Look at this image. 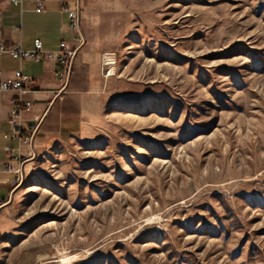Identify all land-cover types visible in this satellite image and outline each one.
<instances>
[{
  "label": "rangeland",
  "instance_id": "obj_1",
  "mask_svg": "<svg viewBox=\"0 0 264 264\" xmlns=\"http://www.w3.org/2000/svg\"><path fill=\"white\" fill-rule=\"evenodd\" d=\"M76 1L100 91L19 172L18 263L264 264V0Z\"/></svg>",
  "mask_w": 264,
  "mask_h": 264
},
{
  "label": "crops",
  "instance_id": "obj_2",
  "mask_svg": "<svg viewBox=\"0 0 264 264\" xmlns=\"http://www.w3.org/2000/svg\"><path fill=\"white\" fill-rule=\"evenodd\" d=\"M71 9L77 8L76 0H64ZM20 30L16 31L15 28ZM78 34L71 30L68 17L62 12L59 0H47V10L38 14L30 0L23 11L9 0H0V41L9 47L22 44L25 50H33L40 39L47 52H54L62 42L71 49L78 48L73 71L68 84L59 80L55 63L44 59L40 63L18 60L5 56L0 60V73L5 79L22 72L33 78L25 93L0 94V264H19L14 251L9 249L10 229L13 224L11 199L19 186V173L25 172L51 143L77 137L85 128L86 107L99 93L100 55L87 42L79 44ZM20 98L32 104L21 115L23 129L28 137L31 127L37 130L29 141L6 139L13 135L9 122L13 110L11 100ZM10 148L13 154L7 152Z\"/></svg>",
  "mask_w": 264,
  "mask_h": 264
},
{
  "label": "built area",
  "instance_id": "obj_3",
  "mask_svg": "<svg viewBox=\"0 0 264 264\" xmlns=\"http://www.w3.org/2000/svg\"><path fill=\"white\" fill-rule=\"evenodd\" d=\"M62 4V12L65 13L69 20V25L72 31L78 34L76 41L81 45L84 43V38L81 33V13L79 12V4L77 2V8L71 9L69 4L64 0H59ZM11 4L16 7L21 8L23 11L26 0H9ZM34 6V12L41 14L47 10V0H30ZM16 31H19L20 28L16 27ZM78 48L71 49L68 47L66 42H62L59 45V48L54 52H47L44 49V44L40 39L35 40L33 50H25L22 44H19L15 47H9L3 41H0V60L5 56H9L12 59L18 60L21 63L32 60L36 63L42 62L44 59H51L55 63L56 74L60 81L65 84H68L72 71L74 62L77 57ZM104 60L107 62L109 58L106 56ZM34 82V79L25 75L22 70H19L14 73V76L9 79H5L0 73V94L2 93H25L26 87ZM11 106L13 110L9 117V122L13 129L12 136H6V139H18L20 141H29L32 139V136L35 134L37 128L31 127L29 132L31 136L28 137L25 130L23 129V123L21 120V115L24 111L31 109L32 104L30 102L23 101L20 98H14L11 100ZM7 152L13 154V151L10 148H6ZM20 171H18L19 173Z\"/></svg>",
  "mask_w": 264,
  "mask_h": 264
},
{
  "label": "bare ground",
  "instance_id": "obj_4",
  "mask_svg": "<svg viewBox=\"0 0 264 264\" xmlns=\"http://www.w3.org/2000/svg\"><path fill=\"white\" fill-rule=\"evenodd\" d=\"M110 59H111V58H110ZM108 61H109V60H107V62H108ZM107 62H106L107 65H112L110 62H108V63H107Z\"/></svg>",
  "mask_w": 264,
  "mask_h": 264
},
{
  "label": "water",
  "instance_id": "obj_5",
  "mask_svg": "<svg viewBox=\"0 0 264 264\" xmlns=\"http://www.w3.org/2000/svg\"><path fill=\"white\" fill-rule=\"evenodd\" d=\"M79 12H81L80 6H79ZM12 199H13V197H12ZM12 199H11V200H12Z\"/></svg>",
  "mask_w": 264,
  "mask_h": 264
}]
</instances>
